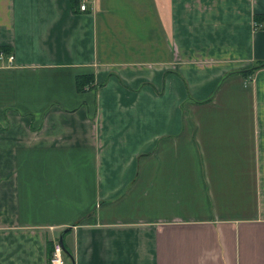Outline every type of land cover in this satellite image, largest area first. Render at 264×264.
I'll return each instance as SVG.
<instances>
[{"label":"crops","instance_id":"obj_1","mask_svg":"<svg viewBox=\"0 0 264 264\" xmlns=\"http://www.w3.org/2000/svg\"><path fill=\"white\" fill-rule=\"evenodd\" d=\"M256 15L0 0V264H49L55 240L63 264H264Z\"/></svg>","mask_w":264,"mask_h":264},{"label":"trees","instance_id":"obj_2","mask_svg":"<svg viewBox=\"0 0 264 264\" xmlns=\"http://www.w3.org/2000/svg\"><path fill=\"white\" fill-rule=\"evenodd\" d=\"M79 0H70L71 5L73 7H75V4L78 2ZM255 21L260 22L262 20H264V15H256L254 16ZM1 50H6L5 47H0V51ZM264 66V61L257 65V66H251L247 69L241 70L239 72L242 73H253L257 68ZM92 81H93V76L91 74H78L75 78V84H76V89L78 91H83L86 87L90 88L92 85ZM64 250V249H63ZM66 251V250H65ZM52 252V248L50 250V255ZM67 252V251H66Z\"/></svg>","mask_w":264,"mask_h":264},{"label":"built area","instance_id":"obj_3","mask_svg":"<svg viewBox=\"0 0 264 264\" xmlns=\"http://www.w3.org/2000/svg\"><path fill=\"white\" fill-rule=\"evenodd\" d=\"M80 9L84 10L85 5L81 4ZM62 253H63V247L61 242L59 240L53 241L51 257L48 260L49 264H63Z\"/></svg>","mask_w":264,"mask_h":264},{"label":"rangeland","instance_id":"obj_4","mask_svg":"<svg viewBox=\"0 0 264 264\" xmlns=\"http://www.w3.org/2000/svg\"><path fill=\"white\" fill-rule=\"evenodd\" d=\"M62 255H63V257H66L64 250H63V253H62Z\"/></svg>","mask_w":264,"mask_h":264}]
</instances>
